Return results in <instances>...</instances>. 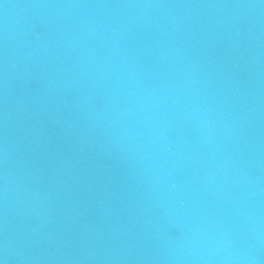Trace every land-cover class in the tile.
<instances>
[{
    "label": "water",
    "instance_id": "1",
    "mask_svg": "<svg viewBox=\"0 0 264 264\" xmlns=\"http://www.w3.org/2000/svg\"><path fill=\"white\" fill-rule=\"evenodd\" d=\"M3 264H264V0H0Z\"/></svg>",
    "mask_w": 264,
    "mask_h": 264
},
{
    "label": "clouds",
    "instance_id": "2",
    "mask_svg": "<svg viewBox=\"0 0 264 264\" xmlns=\"http://www.w3.org/2000/svg\"><path fill=\"white\" fill-rule=\"evenodd\" d=\"M0 264H3V261H0Z\"/></svg>",
    "mask_w": 264,
    "mask_h": 264
}]
</instances>
